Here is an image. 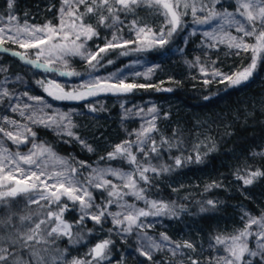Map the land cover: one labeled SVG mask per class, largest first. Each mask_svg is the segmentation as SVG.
Wrapping results in <instances>:
<instances>
[{
	"label": "snow or ice",
	"instance_id": "obj_1",
	"mask_svg": "<svg viewBox=\"0 0 264 264\" xmlns=\"http://www.w3.org/2000/svg\"><path fill=\"white\" fill-rule=\"evenodd\" d=\"M14 5L15 0H7L9 15L0 16V21H3V25L0 26V54H10L20 62L35 69H42L45 73L61 77H86L82 83L71 85L69 90H65V84L58 83L56 79L45 77L36 80L35 83L53 100L82 101L100 94H127L138 88L153 87L150 84L126 83V76H123L122 71L110 73L106 77L95 75V72L99 67L105 66L101 63L105 56L117 49L120 50V55L165 49L173 42L174 37H180V34L185 32L189 23L213 25L211 30L202 33L208 48L224 45L236 56L247 54L249 57L246 66L230 74L215 68V62H211L213 67L210 74L213 79L219 78V83L226 84L227 87H238L247 83L260 67L264 66V0H234L232 11L224 7V0H60L58 24L48 21L43 25L30 24L27 19L20 24L19 18L11 14ZM217 5L220 6L219 9ZM139 11H147L154 17L162 18L163 23L153 28L147 20L139 17ZM129 17L136 19L129 20ZM187 17L191 20L186 19ZM86 18L94 19L95 25L85 23ZM100 27L112 30L111 39L104 37L103 47L95 45L97 50L93 52L88 42L100 37L97 31ZM125 28L128 31L127 39L124 37ZM191 34H196L195 28ZM184 43H187L186 39ZM8 44L16 45L20 50L6 47ZM72 57L83 60L90 71L81 73L70 69L69 60ZM107 63L112 64L114 61L108 60ZM196 64L200 65V71L205 76L209 75L208 69L200 63L199 57L196 58ZM154 70L155 68H149L143 75H148ZM0 72H7V68L0 65ZM15 79L24 82L18 75ZM8 82V77L0 81V104L7 98L11 112L19 113L25 123L8 116L0 117V205L9 209L6 215L0 218V264H56V257L47 258L43 254L47 251L46 248L37 247L48 244L47 237H67L70 244L80 243L83 237L73 238L74 225L63 218L68 205L62 203V198L71 201L73 206L78 204L82 215L77 225L83 223L85 217L97 224L102 222V218L111 217L112 223L119 227L120 232L128 234H131L134 228L142 230L153 226L141 218L178 215L169 203L149 200L145 195L147 189L139 185L141 182L149 183L148 173L158 175L160 172H168L190 163L199 164L203 162V157L199 151V144L193 146L194 156H183L182 142L173 144L164 137H161L160 146H157V141L152 138V133L158 132L156 126L158 110L155 106L148 109L151 119L134 133L136 137L134 141H123L116 145L107 157H101L125 161L131 167V171L125 172L111 167L97 168L92 169L91 173L81 180L82 174L67 158L58 155L49 144L36 143L37 133L29 126L39 125L52 129L57 135L66 134L83 144L88 151H93L90 145L80 140L72 131L76 125L72 122L71 113L55 110L44 97L29 96L27 92L21 95L35 104L21 105L19 100L13 104V94L5 86ZM203 82L207 85L212 81L205 79ZM157 90L173 91L171 88ZM204 99L210 97L206 96ZM89 107L91 111H97L94 106ZM45 109H51V114ZM6 141L15 145L17 150H11ZM29 144L31 146L26 152L19 150L21 145ZM134 145L136 152L132 150ZM163 145H168L169 149L177 148L181 155L172 158L174 164L171 166L166 164L153 166L151 159L161 157L160 147ZM214 150V144L207 147L204 156ZM150 154L155 156L152 157ZM138 155H142L148 163L138 161ZM257 155H264V152ZM76 163L80 168L85 167L83 161ZM245 171L246 175L237 176L244 185H252L256 180L264 178V170ZM108 175L115 177L120 184L106 179ZM219 186L213 182L208 187ZM90 188L104 190L107 193L103 207L95 204ZM125 196H133L136 200L144 201L146 208L128 204L124 201ZM17 197H26V204H36L43 210L45 219L32 222V215L19 216L21 225H24L25 221L32 222L25 230L13 224L16 213L11 212L10 208ZM41 201L44 204H41ZM112 204H117L121 211L109 212L108 207ZM207 204L215 207L212 200L207 201ZM52 205H56L58 211H51ZM94 206L97 209L96 214L89 211ZM184 210L181 208V211ZM207 210L203 207L200 209L201 212ZM35 215L38 218L41 213ZM244 217H247V220L243 229H238L230 235L219 234L212 238L213 243L210 247L218 248L220 254L210 257L205 264H253L255 258H258L256 264H264V213L255 217L246 212ZM48 224H54V227L50 230L42 228V225ZM253 225L256 226V231H252ZM138 235L149 240L148 246L152 251L168 248L171 254L176 256L181 249L193 252L196 250L191 242H174L163 233L160 243L147 237L146 233L138 232ZM250 237L255 239V248L249 246ZM113 243L111 239H104L90 248L84 257H72L70 260H64L67 252L65 249L60 252L59 259L62 264H102L109 258ZM139 251L149 261L152 260L150 251L142 249ZM187 259L188 264H202L191 255Z\"/></svg>",
	"mask_w": 264,
	"mask_h": 264
},
{
	"label": "trees",
	"instance_id": "obj_2",
	"mask_svg": "<svg viewBox=\"0 0 264 264\" xmlns=\"http://www.w3.org/2000/svg\"><path fill=\"white\" fill-rule=\"evenodd\" d=\"M59 6L60 0H15L11 13L32 22H56ZM8 13L7 0H0V14ZM139 15L153 21L159 19L147 11H139ZM187 30L188 28L180 37H174L173 42L165 49L145 52L156 64L149 78L142 75L128 77V83L150 84L153 87L138 88L125 96L99 95L96 99L109 107L108 112L77 118L78 136L90 145L93 151H88L72 137L57 135L52 129L35 125L32 130L37 133V143L49 144L55 152L62 154L73 164L78 161H111L124 164L122 160L101 159L107 157L116 145L127 139L124 124L118 114L119 101L152 100L158 110V132H154L157 143L160 144L161 137L173 144L182 142L183 156H194L193 146L200 145L202 163H190L159 176L149 175V183L146 184L150 195L169 203L178 213L177 216L164 218L159 226L161 232L174 242H191L196 250L193 252L181 249L183 254L180 256H173L168 250L159 251L155 258L157 260L152 258L149 261L138 255L131 237L121 239L109 230H101L102 226L92 220L82 229L89 231L84 242L74 245L69 243L67 237H49L53 247L66 249L68 255L80 257L96 243L111 239L114 242L110 250L113 264H188L189 255L202 262L211 249L210 244L213 243L214 236L230 235L244 227V211L257 217L264 213V178L256 180L252 185H244L242 180L237 179V176L246 175V169L264 170V155H257L264 152V66H261L247 83L238 87H227L226 84L219 83V78H204L196 68V56L203 59L208 53V61H214V67L227 74L246 66L249 57L247 54L236 56L233 51L223 46L200 50V34L192 36L183 45L182 39ZM101 31L103 32L102 29ZM6 47L20 50L13 44ZM108 56L116 64H122V60H119L120 57L118 58L114 51ZM0 62L27 77L37 94H46L35 81L49 78L50 73L26 65L10 54H0ZM205 79L212 82L206 85L203 82ZM158 88H171L173 91L157 90ZM206 96L210 99H204ZM88 101L63 103L82 109ZM213 144L215 150L204 156L207 147ZM160 150L171 165L174 164L172 158L181 155L180 150L175 147L169 149L168 145L161 146ZM213 182L220 186L209 188ZM209 200L215 202V207L207 204ZM25 201L26 197H17L12 202L10 211L16 213L13 221L37 206L26 204ZM62 203L68 205L63 218L74 225V238L75 233L82 227L81 224L77 225L80 217L76 209L74 210L75 207L64 200ZM202 207L208 210L201 212ZM181 208L185 210L181 211ZM8 211L3 205L0 206V218ZM51 211H58L56 205L51 206ZM18 221L19 219L16 224Z\"/></svg>",
	"mask_w": 264,
	"mask_h": 264
},
{
	"label": "rangeland",
	"instance_id": "obj_3",
	"mask_svg": "<svg viewBox=\"0 0 264 264\" xmlns=\"http://www.w3.org/2000/svg\"><path fill=\"white\" fill-rule=\"evenodd\" d=\"M219 7L220 6L217 5L218 9H219ZM224 7L228 8V10L232 11L233 8H234V0H224ZM81 11H83V8H81ZM11 14H13V15H15V16H17L19 18L20 24L24 23L25 19L20 18L15 13H11ZM7 15H9V13ZM7 15H1L0 14V16H3V17H7ZM139 17L142 18V19H145V18H143L140 15H139ZM128 19L129 20L130 19H136V17H129ZM186 19H188L189 21L191 20L190 17H187ZM145 20H147V22L153 28H155L158 24L163 23L162 18H159L157 21H153L152 19H145ZM27 22L30 23V24H36V25H43L44 23H46V22H41V23L40 22H32V21H28V20H27ZM58 22L59 21L57 20L56 22H52V24H58ZM89 22L93 23L95 25V20L94 19L86 18L85 19V23H89ZM126 23H127V21H126ZM2 25H3V21H0V26H2ZM189 26L190 27H188L186 35L182 39L183 40V45H185V43H184L185 39L188 42V40L192 36H194V35L191 34V32H192V29L195 28L196 34H200V39H199V43H198L199 49L203 50V48H208L207 47V42H206L205 38L203 37L202 33L204 31L211 30L213 25H192L191 23H189ZM101 29L103 30V32L101 31ZM97 31H99L100 37L99 38H93L92 41L88 42V46L92 49L93 52H95L97 50L95 45H99V46L103 47V45H104V39L103 38L104 37H108V39H111V31L112 30L100 27V28L97 29ZM233 34H235V32H233ZM124 37L126 39L129 38L128 37L127 28L124 29ZM249 42L251 43L252 41L249 40ZM220 46H223L224 48L228 49L224 45H220ZM229 51H232V50H229ZM114 52L118 54V58L120 57L119 60L120 59L122 60V64H116L115 62L112 63V64H108L107 61L108 60H112L108 56L111 53V52H109L105 56V58L101 61V63L103 65H105V66L104 67H99L98 70L95 72V75H98V76H101V77H106L110 73L121 72L122 71L123 76H126L125 82L128 83L127 82L128 77L137 76V75H134V73H141L142 76H144L146 78H149L152 75L153 72L148 74V75H143V74L147 73L149 68H155L156 67V64H154L153 60L150 59L148 56H146V54H145L146 51L145 52H131L129 55H120L119 54L120 53L119 49L115 50ZM204 56L205 57L203 59L200 58V63L203 64L208 69L209 75L205 76L200 71V65L196 64V63H195V65H196V68L198 69V71L201 73V75L204 78H209V77H212L210 73H211V69H212L213 65H212V63H210V61H208V53L205 54ZM196 58H197V56H196ZM0 65H2V66L7 68V72H0V81H3L5 79V77H8L9 82L5 86L13 94V96H12V103L13 104L16 103L17 100H19L21 105H23V103L35 104L34 101H30V100H28L27 97H24V96L21 95L24 92H27L29 96H33V95L42 96V97H44V99L48 103H50L52 105L53 109L61 111V112L71 113L72 122H73L74 125H76V127L78 126L77 123H76L77 122V118H80V117L88 115V114H90V115H101L104 112H108L107 109H109V107H107L104 103H102V101L96 99L97 96L88 97L86 100H89V101L84 104L85 105L84 108L80 109V108H77V107H75L73 105H66V104L63 103L64 101L53 100L51 97H49L47 95V93L45 95H39V94L36 93L35 89H33V85L29 82L27 77H25L20 72H17V71H14V70L10 69L8 67V65H6V64H2L0 62ZM58 66H59V64H58ZM69 67H70V69H74V70H76L78 72H81V73H85L86 71H90V69H88V65L83 60H81L79 57L70 58ZM17 75L22 77L24 82L16 81L15 78H16ZM138 76H141V75H138ZM49 79H56L58 83H64L65 84V90H69L71 85H76V84L82 83L83 80L86 79V77H61V76H59L57 74H51ZM100 95H103V94H100ZM114 95L125 96L126 94H114ZM70 102H74V101H70ZM89 105L94 106L97 109V111H95V112L91 111ZM153 106H155V104H154V102L152 100H143V101L131 102L128 99H121L119 101V113L118 114L120 116V120L124 124L123 127H124V129H125V131L127 133V139L126 140L134 141L136 139L134 133L137 130H139L141 128V126L145 124V122L147 120L151 119V115L148 114V109L153 107ZM45 111L48 112L49 114H51L52 110L51 109H45ZM2 116H8L11 119H16V120L20 121L21 123H25L23 118H21L19 116V113L11 112L10 108L8 107L7 98H5V102L4 103L0 104V117H2ZM29 126L33 127V125H31V124ZM76 127L73 128L72 131L78 136V133L76 131ZM130 134H132V135H130ZM61 136L68 137L66 134H62ZM152 138L157 141V137H156L155 133H152ZM6 144L11 150H13V151L17 150L16 146L13 145L10 141H6ZM30 146H31L30 144L28 146L21 145L19 147V150L21 152H26L27 148L30 147ZM157 146H160V144L157 143ZM132 150H133V152L137 151L135 145L133 146ZM160 152H161V157L159 159L152 158L151 159V164L153 166H156V167H159L161 164H166V165L171 166V164L162 156L163 152L161 150H160ZM57 154L62 156V157H64L62 154H59V153H57ZM150 156L154 157L155 154H150ZM137 159H138V161H143L144 163H148V161L142 155H138ZM68 161H69L70 164H73V162H71L69 159H68ZM123 162H125V161H123ZM73 165L76 166L78 168V172L80 174H82V175H80V179L81 180H83L85 177H87L91 173L92 169H97V168L103 169V168L111 167V168L122 169L125 172L131 171V167L126 162L124 164H120L119 162L118 163H113L111 161L100 162V163H88V162H85V167H83V168H80L79 165L77 163H75V162H74ZM161 173H166V172H160L158 174V176ZM148 175H157V174L156 173H148ZM105 178L109 179V180H112L113 183L120 184V181H118L115 177H112L111 175H108ZM49 183H51V181H49ZM139 186L148 189L146 184L143 183V182H141ZM89 190L92 191L93 197L95 199V204L100 205L101 207H103L104 203H105V199L107 198V193L104 190H96V189H91V188ZM145 195H146V197L149 200H157V201H161L162 200L160 198L154 197L153 195H150L148 190L145 192ZM62 200L66 201L69 205H72V207H75L74 210L76 209V212L79 215V217L82 215V213L80 212L78 204L76 206H73V203L71 201H68L66 198H62ZM124 201H126L128 204H134L137 208H146V205H145L144 201L136 200L135 197H133V196H125L124 197ZM40 203L44 204L43 201H41ZM0 206H2V205H0ZM171 207H173V206H171ZM89 211L91 213H93V214H96L97 209L94 206ZM108 211L109 212H117V211H121V209L117 206V204H112V205H110L108 207ZM42 212H43V210L41 208H39L38 206H35L34 210H31V211H29V212H27L25 214L20 215V216L32 215V217H33V221L32 222H38V219H45V216L42 214ZM246 212L250 213L248 211H244V213H246ZM36 213H41V215L37 218V216L35 215ZM251 215L255 216L253 214H251ZM18 217H16V221L14 220L12 222L17 227H20L21 230H25L26 227L29 224L32 223V222H29V221H25L24 225H21L20 222L18 221V223L16 224V222L18 220ZM166 217H170V216L148 217L146 219L145 218H141L142 221H144L147 224H152L153 226L150 227V228L142 229V230H137V229L134 228L133 232L131 234L120 232L119 227L115 226L112 223L111 217H108L107 219H103L102 218V222L100 223V225L102 227H100V229L101 230H109V231L111 230L112 233L118 235L119 238H121V239H127L128 237L129 238L131 237L134 240V242H135V249H136V252L138 253L139 256L144 257V256H142L140 254V251H139L140 249H142L143 251H150L153 259H155L156 255H157V252H159V251H152L149 248V246H148L149 245V240L147 238H142L140 235H138V232L146 233L147 237H151L152 240H154L157 243H160L161 242V234L163 232H161L159 226L164 221V218H166ZM255 217H257V216H255ZM246 220H247V217H245V222H246ZM89 221H91V219H89L88 217H85L83 223H81V225H82L81 229L78 230V233H75V235H74L75 239H79L80 237H83V239L80 241V243L84 242L88 238L87 237V233L89 231H83L82 229H84L83 227H86L87 225H89ZM51 227H54V224H48L46 226L42 225V228H46L47 230H50ZM252 231H256V226L255 225H253ZM44 234L46 236V232ZM163 234H165V233H163ZM47 239L49 241L48 244L38 245L37 247L46 248L47 251L45 253H43V254L47 258L56 257L57 258L56 259V264H62L61 260L59 259V256H60V252L63 251L64 249L60 250V249H57L56 246L53 247V245H51V241L49 240V237H47ZM171 241H173V240L171 239ZM172 246L174 247V245H172ZM249 246L251 248H255V239H254V237H250L249 238ZM167 250L170 251L168 248H163L161 251H167ZM170 253H171V251H170ZM181 253H182V251L180 250V252H178L176 256H178V255L180 256ZM217 254H220L218 248H212L211 247V249L208 250L207 254L203 258L202 264H205V262L210 257L215 256ZM72 257H78V256H76V255H74V256L73 255H68L67 252H66V254L64 256V260H70ZM80 257H84V256H80ZM111 258H112V254H111V251H110L109 252V258L107 260H104L103 263H105V264H113V261H111ZM144 258L146 260H148L146 257H144ZM256 259H258V258H255L253 260V264H256ZM155 260H157V259H155Z\"/></svg>",
	"mask_w": 264,
	"mask_h": 264
}]
</instances>
